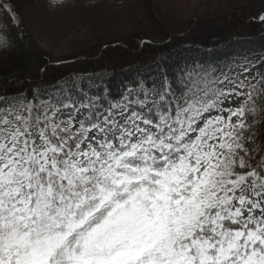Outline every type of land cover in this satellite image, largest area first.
I'll use <instances>...</instances> for the list:
<instances>
[{"label": "snow or ice", "instance_id": "1", "mask_svg": "<svg viewBox=\"0 0 264 264\" xmlns=\"http://www.w3.org/2000/svg\"><path fill=\"white\" fill-rule=\"evenodd\" d=\"M101 99L0 94V264H264V56Z\"/></svg>", "mask_w": 264, "mask_h": 264}, {"label": "trees", "instance_id": "2", "mask_svg": "<svg viewBox=\"0 0 264 264\" xmlns=\"http://www.w3.org/2000/svg\"><path fill=\"white\" fill-rule=\"evenodd\" d=\"M236 1L231 0L235 7L218 13V17L189 20L184 35L170 32L157 42L147 41L143 35L127 37L123 43L109 44L103 50V46L87 49L85 59L80 53L56 63L30 44L23 24L19 28L10 25L0 12V26L11 39V45L0 52V94L26 93L31 98L34 91L43 95L55 85H66L101 97V106L107 108L123 103L122 93L137 81L158 78L161 69L174 79L180 69L193 62L219 69L230 62L243 63L258 52L264 53V22L259 20L264 12ZM209 52L211 55H205ZM93 73H99L95 82L68 80L76 74ZM74 95L78 93L74 91ZM257 123L260 133L254 147L259 151L264 146V120L258 118Z\"/></svg>", "mask_w": 264, "mask_h": 264}, {"label": "rangeland", "instance_id": "3", "mask_svg": "<svg viewBox=\"0 0 264 264\" xmlns=\"http://www.w3.org/2000/svg\"><path fill=\"white\" fill-rule=\"evenodd\" d=\"M236 2L264 12V0ZM234 7L231 0H64L63 7L52 0H24L20 11L30 44L56 63L80 53L85 59L87 49L103 46V50L127 37L143 35L147 41L157 42L170 32L184 35L189 20L218 17ZM3 27L0 30L7 31ZM5 47L0 45V52ZM261 56L264 53L258 52L246 60L257 61ZM98 77L99 73L76 74L68 80L95 82Z\"/></svg>", "mask_w": 264, "mask_h": 264}]
</instances>
